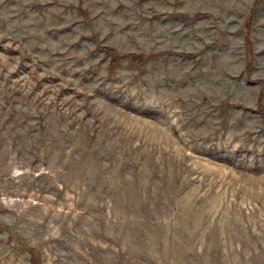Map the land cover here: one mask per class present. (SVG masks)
I'll list each match as a JSON object with an SVG mask.
<instances>
[{"label": "rangeland", "instance_id": "rangeland-1", "mask_svg": "<svg viewBox=\"0 0 264 264\" xmlns=\"http://www.w3.org/2000/svg\"><path fill=\"white\" fill-rule=\"evenodd\" d=\"M0 264H264V0H0Z\"/></svg>", "mask_w": 264, "mask_h": 264}, {"label": "trees", "instance_id": "trees-1", "mask_svg": "<svg viewBox=\"0 0 264 264\" xmlns=\"http://www.w3.org/2000/svg\"><path fill=\"white\" fill-rule=\"evenodd\" d=\"M104 50H106V52H108V53H111V54H113L114 55V52H113V50L112 49H109V48H107V47H102ZM134 56V55H133ZM138 56V55H137ZM139 57H141V56H139Z\"/></svg>", "mask_w": 264, "mask_h": 264}]
</instances>
